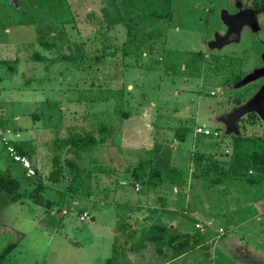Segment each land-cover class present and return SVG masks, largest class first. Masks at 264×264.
Returning <instances> with one entry per match:
<instances>
[{
    "label": "rangeland",
    "instance_id": "1",
    "mask_svg": "<svg viewBox=\"0 0 264 264\" xmlns=\"http://www.w3.org/2000/svg\"><path fill=\"white\" fill-rule=\"evenodd\" d=\"M225 6V0H20L18 7L0 0V126L34 153L35 170L47 176L53 142L68 131L101 121L114 128L79 155L83 167L103 165L106 172L49 183L42 196L50 206L25 196L13 203L0 193V250L15 245L3 264H136L131 248L146 247L152 233L165 240L152 242L161 251L141 264H236L245 253L234 254L240 247L254 257L248 264H264V166L253 161L264 150V122L257 116L259 127H248L237 142L242 129L228 134L222 122L262 85H240L255 67L246 64L248 55L261 47L245 41L239 46L249 54L233 61L209 54L215 12ZM101 31L108 49L96 38ZM260 36L264 41V31ZM122 113L131 115L122 120ZM181 127L188 129L183 141L175 139ZM213 163L218 170L200 176ZM151 165L175 171L153 189L144 184ZM0 169L30 190L2 144ZM150 203L161 209L144 210ZM82 212L93 219L81 221ZM197 224L207 238L176 258L166 239L201 232Z\"/></svg>",
    "mask_w": 264,
    "mask_h": 264
},
{
    "label": "trees",
    "instance_id": "2",
    "mask_svg": "<svg viewBox=\"0 0 264 264\" xmlns=\"http://www.w3.org/2000/svg\"><path fill=\"white\" fill-rule=\"evenodd\" d=\"M13 1V4L20 7V0H11ZM52 4H60L64 0H48ZM104 31H101V34L97 36L96 38L100 39L99 41L101 43L106 42V44H102V46L105 49L110 48L108 46V43H111L109 38L105 37L103 35ZM108 42V43H107ZM45 47H50L51 44L45 43ZM103 54H107L106 52H103ZM125 55L127 52L124 53ZM86 55V52L84 51L81 55L80 60L84 58ZM39 59L40 57L37 56ZM69 61L71 60H78V57L68 56L67 58ZM131 114L130 113H122L120 116L122 120L128 118ZM241 124V125H240ZM259 119L258 117L251 113L248 114L246 118L241 119L240 121H237L236 125L242 129L243 133L241 136H233V141L237 142L238 140L247 137L246 130L248 127L252 126L254 128L259 127ZM240 125V126H239ZM187 128L181 127L178 129V131L175 133V139L179 141H183ZM114 132L113 126L106 125L104 122H99L96 124L95 127H92L89 130L80 129V131H77L75 129L68 131V134L63 138H55L53 142L52 147V157H50V164L51 168L47 174L46 177H43L41 173L38 170H35L33 163L31 162L32 156L34 153L32 151H25L21 148L19 145H15L16 151L19 155L26 157L30 163L32 168L34 169L35 175L32 178H28L29 181V187L30 190L26 192V189H23L20 182L15 179L11 173L8 170L2 171L0 169V193L4 194L5 196L10 198L11 202H18L21 200L23 196L27 197L29 200L36 204L40 205H46L50 206V201H45L42 193L45 191V189L48 187L49 183H56L61 181L62 179H66L69 176L77 178L76 180L84 181L85 178H92L91 171H99V173L106 172V167L103 165L97 166V164H94L95 168L88 170L87 168L83 167L84 164H81L80 160V154L83 152H87L89 149L93 147H97L101 145L105 139L104 137H107L110 135V133ZM255 133H252V136H255ZM249 135V137L251 136ZM111 136V135H110ZM244 136V137H243ZM256 137V136H255ZM72 154V158H69V155ZM78 161V162H77ZM253 161L260 163L264 166V150L261 152H255L253 154ZM148 167V166H147ZM210 170H218V166L213 163L210 166V169L202 170L200 173V176H209ZM174 169H168L165 171H162L159 167L150 166L146 173H145V181L144 184H146L149 188L156 189L158 186L162 185V182L164 180H167L165 178V175L169 177L170 173H174ZM90 173V175H89ZM25 174V171H24ZM219 174H225L224 170H220ZM135 178H140L138 175ZM220 179L213 180V183H219ZM86 212H82L81 215ZM88 214V213H87ZM80 215V216H81ZM89 215V214H88ZM79 216V217H80ZM157 227V226H155ZM159 227V226H158ZM154 228V227H153ZM160 228H165L163 226H160ZM204 232H198L193 234L192 236H189L187 234H181L172 236L166 239V244L168 247L172 248L173 255L180 256L183 253L190 250L191 247H197L199 246L204 239ZM164 238H162L160 235H155L152 233V241H162ZM165 240V239H164ZM15 247L13 243L8 244L5 246L2 250H0V264H3L5 260H7V257L11 250ZM239 253L242 251H245V248H241V250H238Z\"/></svg>",
    "mask_w": 264,
    "mask_h": 264
},
{
    "label": "flooded vegetation",
    "instance_id": "3",
    "mask_svg": "<svg viewBox=\"0 0 264 264\" xmlns=\"http://www.w3.org/2000/svg\"><path fill=\"white\" fill-rule=\"evenodd\" d=\"M226 6L220 7L216 10V16L217 18V28L218 30H213L211 39L206 42V50H208L210 55L220 57L222 61H226L228 58L229 60H234L236 57H239L238 54L241 52L245 55H248L249 53L246 52L245 48H241L239 46L241 43H244L247 41V44H250L253 41H257L260 45V50H254L252 54L248 55L246 59V64H252L255 67H253L251 71H253L256 68H260L264 65V41L261 39L260 33L264 31V0H225ZM263 8V9H262ZM242 10H248L249 13L251 12V15L255 16L256 24L255 28H251L249 26H243L238 34V38L235 42H232L228 45L222 46V47H216V45H212V41L215 38V36H223L227 32V26L224 24L222 20L221 13L223 11L226 12L228 15H235L238 12ZM262 10V12L260 11ZM226 49L227 52L225 51ZM250 49V48H249ZM251 53V52H250ZM256 64V65H255ZM241 78V75H239ZM262 84L264 82V79H261Z\"/></svg>",
    "mask_w": 264,
    "mask_h": 264
},
{
    "label": "water",
    "instance_id": "4",
    "mask_svg": "<svg viewBox=\"0 0 264 264\" xmlns=\"http://www.w3.org/2000/svg\"><path fill=\"white\" fill-rule=\"evenodd\" d=\"M260 11L262 12V10ZM251 14L252 13H249L248 10H242L231 16L223 11L221 16L224 24L227 26V32L223 36H215L212 41V45H216V47H222L235 42L238 38L240 29L244 25L255 28V16ZM261 79H264V65L248 73L241 80L240 85H246ZM251 113H255L256 116H258L264 122V82L261 86H259L257 91L247 102L237 107L231 113L223 116L222 122L226 126V132L228 134H238V128L236 125L237 121Z\"/></svg>",
    "mask_w": 264,
    "mask_h": 264
},
{
    "label": "crops",
    "instance_id": "5",
    "mask_svg": "<svg viewBox=\"0 0 264 264\" xmlns=\"http://www.w3.org/2000/svg\"><path fill=\"white\" fill-rule=\"evenodd\" d=\"M175 190H177L176 188H175ZM107 201V204H112L113 203V201H110V200H105V202ZM104 202V201H103ZM114 203H115V201H114ZM133 207H140V204H138V206H136V204H134V206ZM147 208H149V209H154V210H159V209H161V208H158L157 206H152V204L150 203L149 204V207L146 205L145 207H143V209L145 210V209H147ZM162 209H164V208H162ZM166 209V208H165ZM169 210V209H168ZM131 212V211H130ZM148 216V214L146 215V217ZM89 218H90V220H92L93 219V217L91 216V215H89ZM158 222H155V223H153L152 225H151V228H153V227H155V226H159L158 225V223H159V220H157ZM166 226H172L171 224H168V225H166ZM196 226V225H195ZM204 228V227H203ZM218 229H221V228H218ZM204 232V231H203ZM151 234V233H150ZM207 237H206V235H204V240L206 239ZM216 239L218 238V237H215ZM214 238V239H215ZM149 241H150V243H149ZM152 242H154V241H152V234H151V236H149L148 237V240H147V242H146V247H142V248H140L138 251L136 250V249H133V248H131V251L130 252H132V254H131V259L132 260H134V262L136 263V264H141L142 262H146L147 261V259H148V256H149V254H152V256H154L155 254H157V252L158 251H161V250H159V249H154L153 248V243ZM169 250H170V252H171V254L173 255V250H172V248H170V247H167ZM240 248H244V247H240ZM238 250H239V248H235L234 250H233V252H234V254L236 255V252H238ZM248 249H246V247H245V251H243V252H245V253H243V255L240 257V256H236L235 258H236V260H237V263L236 264H248L249 262H251V261H253L254 260V257H252L251 255H249V253H248V251H247ZM161 253V252H160ZM241 253V252H240ZM182 255H180V257H181ZM179 256L178 257H176V258H180Z\"/></svg>",
    "mask_w": 264,
    "mask_h": 264
},
{
    "label": "built area",
    "instance_id": "6",
    "mask_svg": "<svg viewBox=\"0 0 264 264\" xmlns=\"http://www.w3.org/2000/svg\"><path fill=\"white\" fill-rule=\"evenodd\" d=\"M196 133H203L209 135L208 131H203L201 128H197ZM214 136L217 137L218 133H214ZM0 144H2L5 153L16 163L20 164L23 170L25 171V176L27 178H32L35 175L34 169L31 166L30 161L17 153L15 144L11 139V132L7 128L0 126ZM138 190V186L136 187ZM80 220L88 219L89 216L87 213H83L80 217ZM196 228L203 232V227L199 224L196 225ZM218 234L222 235L223 230L218 229Z\"/></svg>",
    "mask_w": 264,
    "mask_h": 264
}]
</instances>
